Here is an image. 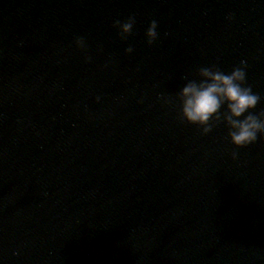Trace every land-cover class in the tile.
Wrapping results in <instances>:
<instances>
[{
    "label": "water",
    "instance_id": "95a60500",
    "mask_svg": "<svg viewBox=\"0 0 264 264\" xmlns=\"http://www.w3.org/2000/svg\"><path fill=\"white\" fill-rule=\"evenodd\" d=\"M242 60L258 113L264 0H0V264H264V137L161 99Z\"/></svg>",
    "mask_w": 264,
    "mask_h": 264
},
{
    "label": "clouds",
    "instance_id": "9594fccd",
    "mask_svg": "<svg viewBox=\"0 0 264 264\" xmlns=\"http://www.w3.org/2000/svg\"><path fill=\"white\" fill-rule=\"evenodd\" d=\"M227 18L234 19V14ZM135 24V15H130L124 21L115 20L113 27L118 30L121 39L127 40L133 34ZM157 29L158 22L153 19L146 31L149 46L159 39ZM75 44L86 51L87 43L83 36L75 37ZM126 52L131 54L133 48L129 46ZM85 59L90 61L91 57L86 56ZM247 68L246 60L234 66L229 73H225L218 64L199 67V80L185 78L187 82L175 98L162 95L161 99L169 105L179 102L180 123L197 126L205 136L223 124L228 129V139L237 149L247 147L264 137V109L258 113L253 111L262 97L254 93L247 83ZM232 157L237 159L239 153L233 151Z\"/></svg>",
    "mask_w": 264,
    "mask_h": 264
}]
</instances>
